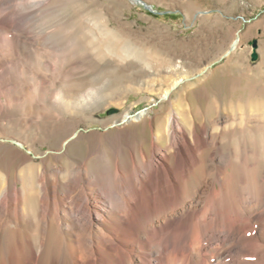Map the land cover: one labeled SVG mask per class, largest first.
I'll use <instances>...</instances> for the list:
<instances>
[{
	"label": "bare ground",
	"instance_id": "bare-ground-1",
	"mask_svg": "<svg viewBox=\"0 0 264 264\" xmlns=\"http://www.w3.org/2000/svg\"><path fill=\"white\" fill-rule=\"evenodd\" d=\"M58 1L0 0V130L13 111L25 133L42 120L92 116L110 75L139 79L164 62L101 17L86 13L79 31ZM239 44L238 35L224 56ZM257 107L223 114L213 105L206 119L174 110L148 150L114 142L111 156L96 148L72 162L62 163L78 132L54 164H33L17 143L19 171L0 164V264H264V103ZM252 126L250 143L235 140Z\"/></svg>",
	"mask_w": 264,
	"mask_h": 264
},
{
	"label": "rangeland",
	"instance_id": "rangeland-1",
	"mask_svg": "<svg viewBox=\"0 0 264 264\" xmlns=\"http://www.w3.org/2000/svg\"><path fill=\"white\" fill-rule=\"evenodd\" d=\"M140 1L151 10L132 0L58 1L69 24L74 23L79 31V20L86 13L101 17L111 30L121 27L125 35L137 40V45L156 48L164 62L159 61L156 69H146L149 75L143 78L131 80L120 74L118 80L123 77V83L110 75L103 86L107 88L98 92L103 106L92 116L86 112L85 116L66 114L58 122L42 120L25 133L16 121L15 111L11 112V126L3 120L4 129L0 130V139L5 138V144L0 146V164L4 169L12 175L19 171L13 162L19 142L24 143L20 150L36 165L45 158L46 163L54 164L53 153L66 137L77 132L78 138L67 148L68 159L62 163L81 160L96 148H100V154L111 156L114 142L134 147L143 144L148 150L150 136L159 132L162 121L174 110L199 109L206 113L200 112L198 118L206 119L213 105L223 114H240L255 112L264 103V0ZM238 35V49L224 56ZM254 40L256 61L251 60ZM110 81L115 85L119 82L121 87L113 88V84L110 89ZM111 109L117 112L108 114ZM143 110L149 116L141 122L112 125L115 120L137 116ZM182 118L188 123L185 114ZM253 128L234 139L242 140L243 136L250 143L256 135Z\"/></svg>",
	"mask_w": 264,
	"mask_h": 264
},
{
	"label": "water",
	"instance_id": "water-1",
	"mask_svg": "<svg viewBox=\"0 0 264 264\" xmlns=\"http://www.w3.org/2000/svg\"><path fill=\"white\" fill-rule=\"evenodd\" d=\"M141 4H142L146 9L151 10L150 7L146 6V5L143 4V3H141ZM251 45H252L253 49H256V46H257V45H256V41H255V40L251 43ZM257 58H258L257 53H256V51L254 50V51L252 52V54H251V60H252V61H256ZM116 112H117V110H115V109H111V110L108 111V114L116 113Z\"/></svg>",
	"mask_w": 264,
	"mask_h": 264
}]
</instances>
